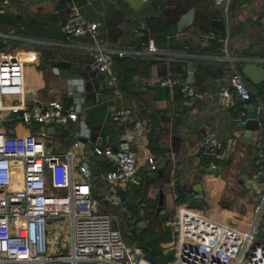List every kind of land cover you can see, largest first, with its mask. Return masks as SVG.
Returning <instances> with one entry per match:
<instances>
[{"label":"crops","instance_id":"0c3cea01","mask_svg":"<svg viewBox=\"0 0 264 264\" xmlns=\"http://www.w3.org/2000/svg\"><path fill=\"white\" fill-rule=\"evenodd\" d=\"M69 1L0 0V26L6 31L0 32V42L17 45L15 52L0 49V54L11 53L22 60L31 106L46 107L54 100L63 103L68 94L71 101L63 105L69 111L76 110L78 118L65 124L26 125L18 119L12 126L3 121L0 130L25 136L45 129L47 150L63 156L72 152L77 180L84 178L80 165L88 164L96 197L105 196L114 204L121 201L113 197L133 205L136 202L137 226L148 233H162L166 230L163 222L182 209L205 217L202 228H208L206 233L216 225L230 228L233 235L249 229L258 217L249 214L264 197V113L260 110V127L244 141L246 127L240 125V119L247 103L233 94L227 105L221 91L237 74L233 59L248 57L264 65V0H232L230 41V0H123L131 9L144 12L141 36L146 33L148 41L137 46L134 38L125 36L115 42L105 40L113 51L120 96L112 88H101L108 74L89 64L96 52L94 40L88 35L66 40L63 26L69 17ZM78 1L87 19L102 21L103 9L96 8L92 0ZM116 2L103 0L102 5ZM191 9L195 11L193 21L180 30L182 16ZM3 13L10 14L11 20ZM213 19L223 20L224 26L215 25ZM104 28L102 23L100 34L106 39ZM25 58L32 61L31 65L24 63ZM192 59L196 70L190 85H199L201 94L191 104L183 88L168 87L160 81L179 71L177 76L187 80ZM205 64L218 65L221 72L207 76L203 73ZM249 85L264 102V81ZM256 100L252 94L250 102ZM120 107L132 108L133 121L112 119ZM128 128L134 134L138 171L135 180L120 186L111 183L106 173L115 165L121 136ZM96 147L113 153L99 154ZM206 148H212L214 154L204 157ZM142 183L149 185L145 196L138 189ZM196 184L201 185L200 192L195 191ZM154 187L158 202L163 193L164 212L158 206L148 209L153 213L146 209L148 201L154 199ZM200 193L202 197L197 195ZM187 197L192 200L187 202ZM104 206L101 201V208ZM199 222L192 226L198 229ZM171 239L160 245L172 246ZM257 241L264 244V237L258 235Z\"/></svg>","mask_w":264,"mask_h":264},{"label":"built area","instance_id":"2783aa9c","mask_svg":"<svg viewBox=\"0 0 264 264\" xmlns=\"http://www.w3.org/2000/svg\"><path fill=\"white\" fill-rule=\"evenodd\" d=\"M101 26L100 20H90L83 15L78 0L69 1V17L63 26L66 40L86 35L94 40L96 52L89 64L108 74L101 88H112L115 95L120 96L118 77L113 72V51L105 45ZM149 45L152 51L156 49L152 40ZM161 83L182 86L191 104L201 94L181 76L167 75ZM233 94L247 101L252 98L250 88L238 73L221 91L225 104L230 105ZM12 95L18 98L12 104H5L4 98ZM258 110L260 112L261 107ZM0 112L3 113L0 123L7 121L12 126L18 119L32 125L65 124L78 118L76 110H67L60 100L51 101L46 107L31 106L25 88L24 64L11 53L0 54ZM112 119L129 123L134 119V112L131 107H120L113 112ZM46 135L45 129L25 136L0 130V264H151L141 246L124 240L121 230L112 225L111 214L102 212L101 199L94 195L90 182L89 165H80L84 178L77 180L73 175L74 154L70 152L64 157L49 152ZM133 139L131 128L121 136L115 165L106 173L113 184L135 180L138 154ZM95 150L99 154L113 153L111 149L96 147ZM203 154L211 156L214 151L206 148ZM149 160L154 162L151 157ZM263 210L264 197L256 207V221L245 232L233 235L230 228L223 225H216L206 233L208 228L202 226L207 219L182 209L165 223L172 231L174 257L171 264L264 263V248L257 241L258 219ZM65 217H70L72 222L70 251L52 246L48 249L49 218L55 221ZM197 220L200 226L195 229L192 224ZM54 251L59 252L50 254Z\"/></svg>","mask_w":264,"mask_h":264},{"label":"trees","instance_id":"16d2710c","mask_svg":"<svg viewBox=\"0 0 264 264\" xmlns=\"http://www.w3.org/2000/svg\"><path fill=\"white\" fill-rule=\"evenodd\" d=\"M86 1V0H84ZM103 0H92V3L96 8L99 10H104L103 15L101 16V22L103 23V28L106 29L105 33V40H110L112 42L118 41L122 36L124 37H129V38H134L133 41L136 43L137 46H140L141 44L145 43L148 41L146 33L144 36H141V32L144 31L142 30V22L145 20L144 19V12L140 11H135L131 9V7L125 3L123 0H117V4H110L107 3L105 7L102 5ZM3 17H6L7 19L11 20V15L8 13H3ZM19 19V17H16ZM65 36V35H64ZM12 43L5 44L3 42H0V49L1 50H10L12 52H15L17 49V45ZM221 72V67L218 65L214 64H205L203 65V73L205 75H211V76H217ZM180 73H176V76ZM163 79H161L162 81ZM160 81V83H161ZM162 84V83H161ZM195 87L198 89V91L201 92V89L199 85L196 83L194 84ZM167 86V85H165ZM169 87V86H168ZM167 87V88H168ZM182 86H176V89L182 90ZM204 155V154H203ZM204 157H208L207 155H204ZM131 181H129L126 184H118V185H128ZM143 196H145L148 192L149 185L147 183H142L139 185L138 188ZM123 193V192H122ZM193 195V194H192ZM96 196V195H95ZM99 197V196H98ZM101 201H103L105 204H108L110 206L114 205H119L120 207L123 208L128 213V217L130 214H132V217H129L131 220V223L129 225V234H135L139 235L138 238L134 240H128L126 242L128 243H135L139 246H141L144 250L145 256L150 260L151 264H167V261H170L174 257V251L173 254H165L161 258H156L153 254L147 253L146 248L144 245H150V246H155V245H160L161 241H167L172 237V231L170 228L166 226V230H164L162 233H148L145 230H143V227H138V222L140 221L139 219L136 220V216L134 215L135 212H137L138 215V210H134L133 206L136 205V202H134V205L125 201L124 198L121 200V204H114L112 201H110L108 198L105 196H100L99 197ZM139 200V199H137ZM140 202V201H139ZM158 207H159V202H158ZM162 208H159V211H161ZM155 213V211H154ZM159 214V213H158ZM166 222V221H165ZM165 225V223H164ZM149 234V237L145 238L142 234Z\"/></svg>","mask_w":264,"mask_h":264},{"label":"water","instance_id":"95a60500","mask_svg":"<svg viewBox=\"0 0 264 264\" xmlns=\"http://www.w3.org/2000/svg\"><path fill=\"white\" fill-rule=\"evenodd\" d=\"M32 1H41V0H32ZM232 0H230V3L227 8V14H228V23H229V41L231 36V27H230V9H231ZM194 9L189 10L186 14H184L179 22V28L180 30L187 24L193 21L194 17ZM213 23L215 25L224 26V21L221 19H213ZM233 59V58H232ZM238 61L240 63H238ZM234 66L237 70V73L242 77V79L245 81V83L250 88L252 94L257 98L256 101L250 102L247 100H242V103H247L245 105V111L243 113V117L240 119V125L243 127H246V131L242 137L244 141H248L253 133L254 129H258L260 127V120H259V110L258 108L261 107V111L264 113V102L263 100L254 92L252 91L249 83L253 84H260L264 81V65L259 64V61L253 58L248 57H241L238 59H233ZM55 70L58 69L55 67ZM195 60L189 61V72L187 75V81L190 83L192 82L194 76H195ZM71 101V96L66 94L63 97V103L65 106H68ZM209 169H212V167H208ZM100 168L98 169V171ZM195 191L200 192L202 190V187L200 184H196L194 186ZM199 197H202V193L197 194ZM117 199L116 201L120 202V197H113V200ZM163 204V193L160 195V201H159V208H162ZM162 212H164L162 210ZM53 218H49V222L53 221ZM258 225H259V235L264 237V219L259 218L258 219Z\"/></svg>","mask_w":264,"mask_h":264},{"label":"rangeland","instance_id":"374dc122","mask_svg":"<svg viewBox=\"0 0 264 264\" xmlns=\"http://www.w3.org/2000/svg\"><path fill=\"white\" fill-rule=\"evenodd\" d=\"M4 27L0 26V32H4ZM6 32V31H5ZM25 64H29L31 65L32 61L28 58H25V60H23ZM18 98V95H12V96H6L4 98V102L5 104H12L16 99ZM30 103L32 101H29ZM3 113L0 112V115H2ZM27 125V124H26ZM158 189L157 188H152V193H154V199L148 201V203L146 204L147 207L146 209H150L152 208V210L156 209V207L158 206V193H157ZM66 191H63L62 193H65ZM187 202H190V200H192V198L187 197ZM152 210H148V212L152 211ZM102 212L104 213H110L112 216V225L114 227H118L122 234H123V238L124 240L128 241V240H136L138 238L139 235H135V234H129V225L131 223L130 218L128 217V213L123 210L122 207H120L119 205H114V206H110L108 204H106V206H104V208L102 209ZM153 213V211H152ZM256 214V211H252L250 212L249 216L250 217H254ZM171 217L168 216L169 220ZM165 220V221H167ZM165 221L163 222V225L165 223ZM47 238H48V242H47V246L49 249V246H52L55 249H60V250H67L70 251L71 249V238H72V222H71V218L70 217H65L63 219H58L55 221H51L47 223ZM145 238L149 237V234H142ZM65 238V239H64ZM172 240V239H171ZM261 245V242H259ZM135 244V243H133ZM259 244V245H260ZM146 248L147 253L153 254L156 258H161L163 257L165 254H173V245H155V246H150V245H144ZM59 251H54L51 252L50 254H56ZM172 260L167 261V264H171Z\"/></svg>","mask_w":264,"mask_h":264}]
</instances>
